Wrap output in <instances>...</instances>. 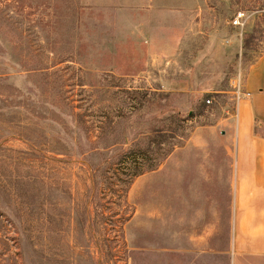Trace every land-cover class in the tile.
<instances>
[{"label": "rangeland", "instance_id": "rangeland-1", "mask_svg": "<svg viewBox=\"0 0 264 264\" xmlns=\"http://www.w3.org/2000/svg\"><path fill=\"white\" fill-rule=\"evenodd\" d=\"M263 53L264 0H0V264H231Z\"/></svg>", "mask_w": 264, "mask_h": 264}, {"label": "crops", "instance_id": "crops-1", "mask_svg": "<svg viewBox=\"0 0 264 264\" xmlns=\"http://www.w3.org/2000/svg\"><path fill=\"white\" fill-rule=\"evenodd\" d=\"M235 132L231 264L264 262V53L247 69ZM257 128V131H256Z\"/></svg>", "mask_w": 264, "mask_h": 264}, {"label": "built area", "instance_id": "built-area-1", "mask_svg": "<svg viewBox=\"0 0 264 264\" xmlns=\"http://www.w3.org/2000/svg\"><path fill=\"white\" fill-rule=\"evenodd\" d=\"M252 15H247L246 12H239L233 21V24L235 26H239V27H244V25L246 24V22L248 21V19L251 17ZM209 101V100H208Z\"/></svg>", "mask_w": 264, "mask_h": 264}, {"label": "trees", "instance_id": "trees-1", "mask_svg": "<svg viewBox=\"0 0 264 264\" xmlns=\"http://www.w3.org/2000/svg\"><path fill=\"white\" fill-rule=\"evenodd\" d=\"M256 131H257V128H256ZM264 136V135H263ZM162 140H164V139H162ZM161 141V140H160ZM151 166L150 165H148V164H142L141 166H137V168L134 170L135 172H134V175L135 176H138V175H141V174H143L145 171H147V170H150L151 168H150Z\"/></svg>", "mask_w": 264, "mask_h": 264}]
</instances>
